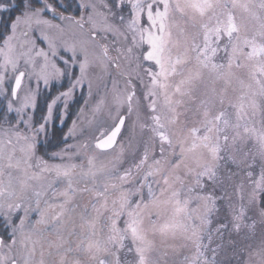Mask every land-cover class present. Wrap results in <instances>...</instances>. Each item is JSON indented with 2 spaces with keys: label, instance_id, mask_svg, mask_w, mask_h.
I'll list each match as a JSON object with an SVG mask.
<instances>
[{
  "label": "snow or ice",
  "instance_id": "6c2138e0",
  "mask_svg": "<svg viewBox=\"0 0 264 264\" xmlns=\"http://www.w3.org/2000/svg\"><path fill=\"white\" fill-rule=\"evenodd\" d=\"M0 98V264H264V0H0Z\"/></svg>",
  "mask_w": 264,
  "mask_h": 264
},
{
  "label": "rangeland",
  "instance_id": "374dc122",
  "mask_svg": "<svg viewBox=\"0 0 264 264\" xmlns=\"http://www.w3.org/2000/svg\"><path fill=\"white\" fill-rule=\"evenodd\" d=\"M57 89L53 88L51 91H44L43 89L41 90V100H40V108L42 109L44 107V98H46L47 96H54L56 94ZM87 98V92L86 89L85 90H77L76 94H75V98L73 99L72 102H70L69 104V118L68 120L65 121V125L68 124L67 126H70L71 120L76 118V113L77 110L80 107H83V101L84 99ZM0 103L1 105L3 104V100L2 98H0ZM61 129V127L59 125H56V128Z\"/></svg>",
  "mask_w": 264,
  "mask_h": 264
},
{
  "label": "trees",
  "instance_id": "16d2710c",
  "mask_svg": "<svg viewBox=\"0 0 264 264\" xmlns=\"http://www.w3.org/2000/svg\"><path fill=\"white\" fill-rule=\"evenodd\" d=\"M0 105H1V103H0ZM68 124H66V126H64L63 128H61V129H59L58 127L56 128V132H57V136H59V134L61 133V132H66L67 131V126Z\"/></svg>",
  "mask_w": 264,
  "mask_h": 264
}]
</instances>
